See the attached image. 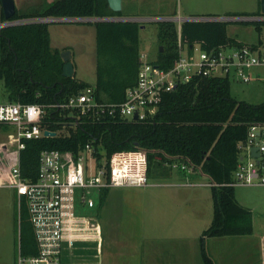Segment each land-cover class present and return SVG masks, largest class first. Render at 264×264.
<instances>
[{
	"label": "trees",
	"instance_id": "1",
	"mask_svg": "<svg viewBox=\"0 0 264 264\" xmlns=\"http://www.w3.org/2000/svg\"><path fill=\"white\" fill-rule=\"evenodd\" d=\"M260 2V0H259ZM123 10L110 8L108 0H54L47 5L23 11L16 8L12 18L29 16L93 17L122 16ZM234 12L236 16L261 15ZM5 20L0 0V21ZM230 21L254 24L262 31L264 19L254 20H184L181 38L185 44H200L204 49L217 45H241L244 42L228 34ZM95 27L97 73L95 83L63 74L65 63L51 44L49 22H24L0 28V79L6 101L50 104L66 101L88 85H94L99 100L119 102L126 88L136 84L139 69L140 20L88 21ZM160 45L157 62L170 66L177 56L178 23L172 19L156 21ZM262 42V40H259ZM162 47V49H160ZM231 78L196 75L164 94L152 121L108 117L106 122H81L73 125L67 117L71 110L47 107L42 126L56 131L54 136L27 139L21 151L22 170L35 178L41 150L46 148L77 151L91 141L96 150L109 158L117 149H143L148 157V175H161L165 165L185 163L205 175L213 199V218L200 237L204 264H214L204 239L207 236L240 235L253 232L250 208L237 200L230 184L243 155L241 145L253 124H264V101L238 99L231 92ZM60 120V121H56ZM5 125L0 124V133ZM98 153V156H102ZM0 163L9 172L11 160L0 148ZM167 167V166H166ZM171 167V166H170ZM155 168V171L152 170ZM181 170V169H180ZM154 171V172H153ZM108 188L101 191V200ZM18 250L24 254L37 251V242L25 199L20 203Z\"/></svg>",
	"mask_w": 264,
	"mask_h": 264
},
{
	"label": "built area",
	"instance_id": "2",
	"mask_svg": "<svg viewBox=\"0 0 264 264\" xmlns=\"http://www.w3.org/2000/svg\"><path fill=\"white\" fill-rule=\"evenodd\" d=\"M197 17L199 20L217 19L216 16ZM249 17L251 20L264 19L262 14ZM177 18L180 23L177 56L173 63L168 67L163 66L157 62V51L151 55L150 51L141 49L136 84L126 88L123 101L99 100L95 96L94 85H88L62 102L0 103V124L6 127L1 134L8 140L7 143L1 142L0 148L8 153L11 160L9 172L0 163V186L12 187L19 205L22 199L26 200L37 242L36 253L24 254L19 249L17 264H64L67 232L74 230L81 218L76 206L79 202L88 206L94 204L93 199L87 196L90 189L144 186L149 183L145 150L117 149L107 158L102 150H96L91 141L77 151L56 148L41 150L36 177H26L22 170L21 151L27 139L49 136L45 135V130L49 128L42 126L47 107L70 109L67 120L73 125L81 122L101 123L109 120L108 117L118 116L125 120L152 121L164 94L176 88L180 82H187L196 75L230 77L249 82L252 70L264 66V41L244 42L241 45L221 44L210 49H204L200 44L188 45L181 38L182 17L174 20ZM51 19L46 16L10 18L0 21V28ZM135 114L137 118H134ZM254 145L258 146L257 157L251 154ZM241 149L244 156L238 162L230 184L264 185V124L251 126ZM98 153L103 155L99 157ZM170 166L191 170L185 163L173 162ZM90 224L91 228H95V223L90 221Z\"/></svg>",
	"mask_w": 264,
	"mask_h": 264
},
{
	"label": "crops",
	"instance_id": "3",
	"mask_svg": "<svg viewBox=\"0 0 264 264\" xmlns=\"http://www.w3.org/2000/svg\"><path fill=\"white\" fill-rule=\"evenodd\" d=\"M15 2L16 8L23 11L36 8H31L35 4L32 0ZM134 3L135 0H122V16H134L145 22L162 15L174 18L173 14L177 12L174 9L159 13L129 10ZM259 7L258 0L257 6L251 11L241 12H253ZM233 37L247 43L264 41L261 36L255 41H245L238 34ZM252 72L261 76L254 69ZM163 171L161 175L151 176L162 179L160 183L109 187L103 200L102 189L94 188L100 196L98 213L86 216L77 212L81 218L76 228L67 232L64 264H199V256L203 262L200 237L206 228L200 232L198 228L185 227L181 221L176 224L171 221L176 213L178 220H181L180 211H185L186 206L190 207L185 213V219L188 218L191 206L197 201V184L193 178L200 174L195 170H180L168 164ZM167 178L172 182L164 181ZM90 198L94 204L89 207H95L96 201ZM182 205L184 207L179 210ZM90 221L96 224L95 228H91ZM230 242L237 243L239 247L244 246L240 252L243 256L253 252L256 255H249V259L256 258L257 264H264V230L257 229L254 219L252 233L205 237V248L214 264H222L229 254Z\"/></svg>",
	"mask_w": 264,
	"mask_h": 264
},
{
	"label": "rangeland",
	"instance_id": "4",
	"mask_svg": "<svg viewBox=\"0 0 264 264\" xmlns=\"http://www.w3.org/2000/svg\"><path fill=\"white\" fill-rule=\"evenodd\" d=\"M29 2L30 0H24ZM35 4L31 6L38 7L47 5L54 0H32ZM39 2V3H36ZM258 4V0H135V3L129 7L133 11H152V12H168L177 10L176 17L187 16H233L234 12L251 11ZM23 5V4H22ZM21 6V5H20ZM165 16V15H162ZM235 16V15H234ZM156 21H145L144 26L140 28V45L154 55L160 45L157 36ZM178 25L180 20L177 18ZM49 30L51 35V44L54 48L69 49L72 53V61L74 64L75 77L89 83H95L96 80V43L95 30L91 23L83 20H49ZM228 34L243 37L245 41H255L260 36L264 38V25L259 33L252 23H244L242 21H230L228 26ZM199 53V52H198ZM254 72H260V77L251 73L249 82H241L235 79L231 80V92L238 99L248 100L250 102L264 101V66L254 68ZM6 101V91L3 81L0 79V103ZM8 142L3 134L0 133V143ZM152 170L155 171V168ZM153 171V172H154ZM153 176V173L152 175ZM150 176L149 182H161L160 178ZM208 179L205 175H197L193 178V182L197 184V201L191 206L188 218L185 219V213L190 207L186 206L185 211H180L181 220H178L177 213L171 218L176 224L182 222L185 227L197 229L207 228L213 218V201L211 188L207 183ZM166 182H172L168 178ZM79 190L77 194L79 195ZM237 200L243 206L248 207L252 211L254 222L257 229L264 230V185H239L235 186ZM88 197H93L96 201L95 207H89L86 204H77V212L86 216H93L98 213L100 203L99 192L96 189H90L87 192ZM20 205L18 204L16 193L12 187L0 186V264H17L18 243L17 235L20 223ZM184 207L182 205L179 210ZM178 210V211H179ZM170 213H173L171 211ZM156 244V243H155ZM229 254L226 255L222 264H257V259H249V255L254 257L256 254L249 252V255L243 256L241 250L244 246L239 247L237 243L230 242ZM198 263L203 264L200 256Z\"/></svg>",
	"mask_w": 264,
	"mask_h": 264
},
{
	"label": "water",
	"instance_id": "5",
	"mask_svg": "<svg viewBox=\"0 0 264 264\" xmlns=\"http://www.w3.org/2000/svg\"><path fill=\"white\" fill-rule=\"evenodd\" d=\"M109 6L111 9L115 11H119L122 9V0H108ZM1 5L3 8L4 16L5 19H10L16 12V2L15 0H1ZM260 7H261V13L262 16L264 17V0H260ZM249 16H227V17H222V16H216L217 20H251ZM157 20L161 19H176V17H170V16H160L157 17ZM214 19V18H213ZM51 20H83V21H98V20H138L137 17L134 16H93V17H83V16H77V17H52ZM182 21L184 20H199V17L197 16H187V17H182ZM212 20V19H211ZM162 49V47H160ZM62 58L64 59L65 63L63 65V74L65 76H73L74 75V64L72 61V53L71 50L69 49H63L60 52ZM134 118H137V114L134 115ZM56 134V131L54 130H45V135L49 136H54ZM251 154L253 156H258V146L254 145L251 147Z\"/></svg>",
	"mask_w": 264,
	"mask_h": 264
},
{
	"label": "clouds",
	"instance_id": "6",
	"mask_svg": "<svg viewBox=\"0 0 264 264\" xmlns=\"http://www.w3.org/2000/svg\"><path fill=\"white\" fill-rule=\"evenodd\" d=\"M176 17V16H175ZM174 20V19H173Z\"/></svg>",
	"mask_w": 264,
	"mask_h": 264
}]
</instances>
